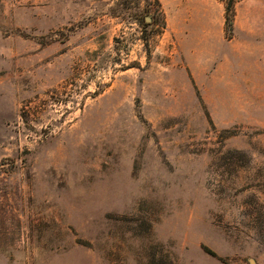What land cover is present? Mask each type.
Returning a JSON list of instances; mask_svg holds the SVG:
<instances>
[{
	"label": "rangeland",
	"instance_id": "obj_1",
	"mask_svg": "<svg viewBox=\"0 0 264 264\" xmlns=\"http://www.w3.org/2000/svg\"><path fill=\"white\" fill-rule=\"evenodd\" d=\"M226 2L0 0V264H264V0L245 41Z\"/></svg>",
	"mask_w": 264,
	"mask_h": 264
},
{
	"label": "trees",
	"instance_id": "obj_2",
	"mask_svg": "<svg viewBox=\"0 0 264 264\" xmlns=\"http://www.w3.org/2000/svg\"><path fill=\"white\" fill-rule=\"evenodd\" d=\"M234 0H227L224 7V28L227 37H229L233 32V18H234Z\"/></svg>",
	"mask_w": 264,
	"mask_h": 264
},
{
	"label": "crops",
	"instance_id": "obj_3",
	"mask_svg": "<svg viewBox=\"0 0 264 264\" xmlns=\"http://www.w3.org/2000/svg\"><path fill=\"white\" fill-rule=\"evenodd\" d=\"M235 12H236V15H237L238 14V10L236 9ZM232 33H233V36H235V38H238L241 41H245L246 38L250 37V36H248L245 33V31L239 30L236 26H233V32ZM219 36H220V33L218 32L217 34H215L214 36H211V37L215 38V41L217 43H219V40H220V37ZM206 37H210V36H207V34H206L205 35V38H204L205 41H206ZM250 38H252V37H250ZM228 42H230V40Z\"/></svg>",
	"mask_w": 264,
	"mask_h": 264
},
{
	"label": "water",
	"instance_id": "obj_4",
	"mask_svg": "<svg viewBox=\"0 0 264 264\" xmlns=\"http://www.w3.org/2000/svg\"><path fill=\"white\" fill-rule=\"evenodd\" d=\"M148 19V18H146ZM249 264H255V262L253 260H249Z\"/></svg>",
	"mask_w": 264,
	"mask_h": 264
}]
</instances>
